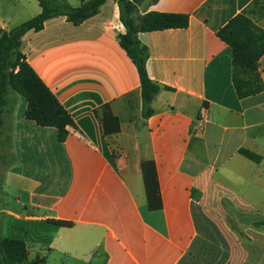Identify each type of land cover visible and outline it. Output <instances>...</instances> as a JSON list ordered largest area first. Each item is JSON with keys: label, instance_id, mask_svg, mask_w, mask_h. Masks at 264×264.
Returning a JSON list of instances; mask_svg holds the SVG:
<instances>
[{"label": "crops", "instance_id": "obj_1", "mask_svg": "<svg viewBox=\"0 0 264 264\" xmlns=\"http://www.w3.org/2000/svg\"><path fill=\"white\" fill-rule=\"evenodd\" d=\"M128 1L140 15L190 16L187 29L139 34L161 87L153 114L142 115L139 73L120 45L118 1L78 26L57 16L27 32L22 53L75 127L60 142L56 128L26 118L23 96L8 94L17 161L3 176L0 233L25 242L30 263L264 264V91L238 97L232 49L217 36L254 0ZM22 13L42 8L27 0ZM11 25L0 16L1 31ZM144 162L157 173L155 208Z\"/></svg>", "mask_w": 264, "mask_h": 264}, {"label": "trees", "instance_id": "obj_2", "mask_svg": "<svg viewBox=\"0 0 264 264\" xmlns=\"http://www.w3.org/2000/svg\"><path fill=\"white\" fill-rule=\"evenodd\" d=\"M37 1L42 8L41 14L10 31L0 30V195H4L3 176L17 161L12 147V131L10 130L9 135H5L3 130L12 112L8 100L10 92L23 96L28 101L26 118L41 127L56 128L60 142H65L70 130L75 127L70 114L22 53V38L29 31H41L46 21L57 16H66L71 23L78 26L96 16L101 6L108 0L82 1L78 7H73L67 0ZM116 1L120 6L121 22L126 29V33L119 36L120 45L138 70L143 100L142 115L147 118L153 114L152 103L160 93L161 87L148 74L149 50L139 41V34L187 29L190 25V16L159 12L140 15L139 1ZM257 15L264 16V0H254L248 8L231 19L217 33V36L232 49L233 82L240 99L264 91V78L259 71V62L264 56V29L255 21L254 17ZM8 142L9 151H6ZM240 153L256 163L261 161L259 155L249 150L242 149ZM142 170L148 202L151 208H155L153 197L158 203L160 202L155 165L153 162H144ZM60 224L66 227L73 225L69 222H60ZM256 227L264 228V222L257 223ZM0 264H45V262L42 260L30 263L26 243L4 237L0 233Z\"/></svg>", "mask_w": 264, "mask_h": 264}, {"label": "rangeland", "instance_id": "obj_3", "mask_svg": "<svg viewBox=\"0 0 264 264\" xmlns=\"http://www.w3.org/2000/svg\"><path fill=\"white\" fill-rule=\"evenodd\" d=\"M27 0H0V16L5 18L6 20H9L12 25L10 26L11 28H15L19 25H21L23 22H26L28 20H31L35 16L32 15V13H22V14H17L18 10L20 11L22 8H24V5ZM86 1V0H80ZM70 2L73 4V6H78L80 3L78 0H70ZM255 21L258 23V25L262 28H264V16L257 15L254 17ZM9 118V117H8ZM9 121L6 120V124L4 126V134L9 135L10 134V128L8 127ZM4 139V136H3ZM6 151H9V142L6 144ZM1 148V147H0ZM1 151V149H0ZM2 152H4L2 150ZM0 203H4L3 199H1ZM2 218H0V224L2 223ZM3 222H7L5 219Z\"/></svg>", "mask_w": 264, "mask_h": 264}, {"label": "built area", "instance_id": "obj_4", "mask_svg": "<svg viewBox=\"0 0 264 264\" xmlns=\"http://www.w3.org/2000/svg\"><path fill=\"white\" fill-rule=\"evenodd\" d=\"M207 116H206V113H205V109L202 108L201 111H200V115H199V126L200 128H202L203 126V122L206 120Z\"/></svg>", "mask_w": 264, "mask_h": 264}]
</instances>
